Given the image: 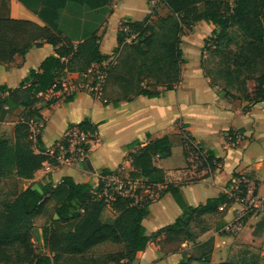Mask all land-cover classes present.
I'll return each instance as SVG.
<instances>
[{"label": "trees", "instance_id": "1", "mask_svg": "<svg viewBox=\"0 0 264 264\" xmlns=\"http://www.w3.org/2000/svg\"><path fill=\"white\" fill-rule=\"evenodd\" d=\"M113 1L41 0L37 15L43 26L29 20L0 18V64L10 63L15 56H24L30 49L43 44L53 48V55L41 63L38 71L31 70L17 89L8 91L6 87L0 86V123L18 106L26 112L14 126L13 142L0 136V181L10 176L31 180L45 163L58 165L56 156L46 151L41 140L46 121L40 109L35 107L43 101L38 94L46 95L54 88L52 92L59 98L70 101L74 93L67 95L56 84L62 72L66 70L81 77L91 66L110 58L100 53V38L95 33L81 42L65 37L56 25L58 12L68 2L97 10ZM159 1L170 15L158 17L154 9L143 21L122 24L117 32L118 47L114 53L118 54V62L115 68H111L114 71H108L106 80L107 83L110 76L119 73L116 82L123 88V93L121 98H115L112 102L114 107L120 105L122 98L130 101L133 95L147 98L161 95L141 84L142 76L153 75L152 68H156L158 73H154V76H166V80L160 81L166 85V91L173 90L179 84L181 67L187 62L180 48L181 36L199 22L215 27L211 40L208 38L204 41L206 47L209 41L213 43L215 53L221 51L220 47L230 40L229 31L235 29L243 44L234 58L235 68L228 69V76L222 77L230 88L243 90L250 103L264 101V67L255 68L257 64L264 66V0ZM153 15L158 18V26L150 23ZM129 39L132 41L128 42ZM252 76L257 77L255 96L250 99L245 86ZM5 92H8L6 96ZM53 98L48 104L56 102ZM31 120L36 126L29 123ZM77 129L84 133L96 132L95 127L87 121L81 122ZM229 135L234 136L231 132ZM61 142L66 145V138ZM182 147L188 165L195 156L197 169L207 170L205 177L211 174L214 165L220 161L214 152H205L202 145L189 136L183 137ZM170 154L169 140L164 137L150 142L133 156L132 169L126 178H119L121 172L110 170H102L100 177L117 176L122 182L132 183L145 179L147 186L164 184L163 172L153 165V157H169ZM241 189L243 192V187ZM95 191L89 184H77L71 178H63L55 187L50 182H42L36 187L30 186L17 192L10 200L3 202L0 208V264H132L136 255L144 251L150 241H157L160 237L168 242L178 239H182L179 240L181 243L195 241L198 236L189 232L190 225L207 215L218 214L221 208L233 203L227 194H220L198 206H187L182 201L179 186L167 184L166 192L171 193L178 203L182 215L173 224L149 236L142 222L149 217L150 202L140 203L136 200L139 194L137 188L132 196L113 194L110 201L104 194V181L100 180ZM111 192V188H108V195ZM49 203H53V212L58 216V219H51L52 227L45 232V243L51 257L37 255L32 242L34 220L44 214ZM107 206L116 214L112 223L100 220ZM240 221L241 228L233 236L234 244L261 249L264 245V213L250 210ZM205 231L203 228L201 234ZM104 243L122 245L123 249L103 259L85 258L93 248ZM199 247L202 248L199 257L184 255L178 264H211L209 243ZM217 264L254 263L225 261Z\"/></svg>", "mask_w": 264, "mask_h": 264}, {"label": "crops", "instance_id": "2", "mask_svg": "<svg viewBox=\"0 0 264 264\" xmlns=\"http://www.w3.org/2000/svg\"><path fill=\"white\" fill-rule=\"evenodd\" d=\"M40 8L41 0H0V18L29 20L43 26L37 15ZM154 9L158 17H167L166 13H169L159 0H114L97 10L68 2L58 12L56 25L65 37L76 42L95 33L100 38V53L110 56V61L118 56L114 50L118 47L117 32L122 24L141 22ZM214 29L212 24L199 22L186 38L181 36L180 48L187 62L181 67L180 83L159 97L133 95L130 101L122 98L120 105L114 107L112 102L115 98L108 94L107 83L102 99L94 98L85 90L74 93L70 101H64L58 95H44L43 101L35 107L40 109L46 121L41 140L47 152L65 138L71 127L75 128L83 121L95 127L96 142L84 158L72 164L58 163L53 166L45 163L31 180L12 177L16 182L27 183L20 191L42 182H50L55 187L63 178H71L77 184L91 185L92 191L96 192L102 170L121 172L119 178H126L132 169L133 156L150 142L167 137L170 156L153 157V165L163 172L164 184L147 186L145 179L135 182L139 190L136 200L150 202L149 217L142 222L147 235L151 236L173 224L182 215L178 203L171 193L166 192L167 184L178 185L184 204L195 207L220 194H227L229 198L237 195V177L244 175L255 184L257 199L263 201L264 101L250 103L243 90L230 88L223 77L213 83L211 76L204 75L201 69L202 50L204 41L212 36ZM51 55L52 46L43 44L30 49L24 56H15L10 63L0 64V86L8 91L17 89L29 72L38 71L41 63ZM256 77H249L246 81V94L250 99L255 96ZM249 84L252 86L249 87ZM7 94L4 93L5 96ZM53 97L56 102L48 104ZM25 113L23 107H16L0 123V136L7 139L9 135L13 136L14 126ZM230 132L238 137L234 145L229 142V138L233 137ZM184 136L193 138L205 152H214L220 160L208 177H205L207 170H198V164L193 163L192 158L190 165L185 160L182 147ZM110 199L107 197L108 201ZM51 211L53 203H49L44 214L34 220L32 242L35 253L40 256H52L45 243V232L52 227L51 219L55 217ZM239 211L237 204H231L221 208L218 214L205 216L213 220L212 225L195 241H185L180 248L167 254H161L158 246L150 241L132 264H178L182 256H193L192 247L204 243L210 245L211 264L232 261L239 251L264 259V245L259 250L238 246L234 244V237L228 234V229L239 217ZM115 218L116 214L109 206L100 215L103 223H112ZM122 249V245L104 243L93 248L85 258L98 259Z\"/></svg>", "mask_w": 264, "mask_h": 264}, {"label": "built area", "instance_id": "3", "mask_svg": "<svg viewBox=\"0 0 264 264\" xmlns=\"http://www.w3.org/2000/svg\"><path fill=\"white\" fill-rule=\"evenodd\" d=\"M64 61V59H63ZM116 64L115 56L108 62H103L101 64L91 66L87 72L83 75H73L66 70H64L61 76L56 80L62 89L63 93L71 94L80 91H88L96 99H102L104 94V89L107 80L108 71ZM55 87V86H54ZM50 90L47 94L56 93ZM38 96L43 97L41 93ZM32 126H36L32 120L29 121ZM66 145L63 142L58 143L49 152L50 155H55L56 160L59 164H72L77 159H82L86 156L88 150L96 142V132L94 133H84L80 132L77 127L70 128L66 133ZM238 141L237 135L233 138H229L231 145L236 144ZM101 181L105 182V196L111 198L113 194L121 196H132L136 189V184L130 181L122 182L117 176H107L100 177ZM236 190L237 195L231 197L233 203L240 207L239 217L234 224L228 229V234L234 236L241 228L240 218L250 210H257L264 213V200L260 201L257 199L255 194V184L246 178L244 175H239L236 180ZM243 187V192L240 190ZM108 188H111L112 192L108 195Z\"/></svg>", "mask_w": 264, "mask_h": 264}, {"label": "rangeland", "instance_id": "4", "mask_svg": "<svg viewBox=\"0 0 264 264\" xmlns=\"http://www.w3.org/2000/svg\"><path fill=\"white\" fill-rule=\"evenodd\" d=\"M170 15V13H166V16ZM158 16V14H157ZM157 16L153 15V18H150V23L154 24L156 26L159 25V21ZM154 21H157L156 23ZM189 31H185L183 33V38H186V35H188ZM230 34V40L226 41L223 46L220 47V52L215 53L214 46L211 41L208 42V45H204V49L202 50V60H201V69L203 70L204 75L211 76L214 80L213 83H217V78L222 76H228L226 74V71L228 69L235 68V61L234 58L237 56L240 46H242L243 42L238 37L235 29H231L229 31ZM211 40V38H209ZM132 41V39L128 40ZM115 62L117 64L118 62V56L115 58ZM116 64L113 66L116 67ZM263 64H257L255 65L256 69L263 68ZM111 69L110 71H112ZM153 75L148 76L147 74L142 76L141 78V84L143 87L148 88L151 91L163 93L166 91V85L160 83L161 80H166V76H154V73L158 75L156 68H152ZM114 71V70H113ZM119 73L113 74V76H110V79H108L106 87H108V94L114 98H121L123 93V88L116 82V78L120 77L118 76ZM235 76V75H234ZM242 76V75H241ZM159 81V83H158ZM252 85L249 84V87ZM40 128V127H39ZM12 135V134H11ZM9 135L8 140L13 142V136ZM11 137V138H10ZM195 156L192 158V162H194ZM27 183L25 182H19L14 181L12 176L3 179L0 181V208L3 202L10 200L17 192H19L21 189H23L24 186H26ZM52 212V211H51ZM53 213V212H52ZM213 220L211 218H203L196 224L193 223L190 225L189 232L193 235L199 236L202 232L203 228H207L212 225ZM34 240H36L34 238ZM182 239H178L174 242H168L164 237H160L157 239V241L153 242L158 246V250L161 252V254H167L168 252L177 250L181 246L180 241ZM191 254L193 257H199V255L202 253V248L196 246V248L192 247ZM105 256H102L98 259H103ZM232 262L236 263H254V264H264V259L260 260L257 255L255 257L253 255H250V252L247 251H239L235 253L234 260ZM195 264V263H194Z\"/></svg>", "mask_w": 264, "mask_h": 264}, {"label": "water", "instance_id": "5", "mask_svg": "<svg viewBox=\"0 0 264 264\" xmlns=\"http://www.w3.org/2000/svg\"><path fill=\"white\" fill-rule=\"evenodd\" d=\"M54 219H58V216H57V215H55Z\"/></svg>", "mask_w": 264, "mask_h": 264}, {"label": "bare ground", "instance_id": "6", "mask_svg": "<svg viewBox=\"0 0 264 264\" xmlns=\"http://www.w3.org/2000/svg\"><path fill=\"white\" fill-rule=\"evenodd\" d=\"M108 75V74H107ZM76 93V92H75Z\"/></svg>", "mask_w": 264, "mask_h": 264}]
</instances>
